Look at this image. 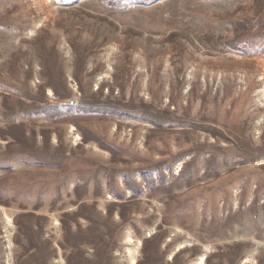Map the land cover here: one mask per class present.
Listing matches in <instances>:
<instances>
[{"label": "rangeland", "instance_id": "374dc122", "mask_svg": "<svg viewBox=\"0 0 264 264\" xmlns=\"http://www.w3.org/2000/svg\"><path fill=\"white\" fill-rule=\"evenodd\" d=\"M110 2L0 0V264H264V5Z\"/></svg>", "mask_w": 264, "mask_h": 264}, {"label": "trees", "instance_id": "16d2710c", "mask_svg": "<svg viewBox=\"0 0 264 264\" xmlns=\"http://www.w3.org/2000/svg\"><path fill=\"white\" fill-rule=\"evenodd\" d=\"M127 0H112V2L108 3L110 6H117V7H125ZM145 1V0H144ZM256 5L263 6L264 0H252Z\"/></svg>", "mask_w": 264, "mask_h": 264}, {"label": "bare ground", "instance_id": "6f19581e", "mask_svg": "<svg viewBox=\"0 0 264 264\" xmlns=\"http://www.w3.org/2000/svg\"><path fill=\"white\" fill-rule=\"evenodd\" d=\"M105 78V77H104ZM104 78H99V81H101L102 82V79H104ZM206 259V257L205 256H202L201 258H200V264H204L205 263V260Z\"/></svg>", "mask_w": 264, "mask_h": 264}]
</instances>
